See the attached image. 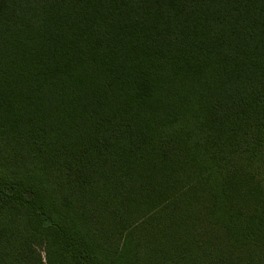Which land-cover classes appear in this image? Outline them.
Returning <instances> with one entry per match:
<instances>
[{"label":"trees","instance_id":"16d2710c","mask_svg":"<svg viewBox=\"0 0 264 264\" xmlns=\"http://www.w3.org/2000/svg\"><path fill=\"white\" fill-rule=\"evenodd\" d=\"M262 181L264 0H0V264H234Z\"/></svg>","mask_w":264,"mask_h":264},{"label":"rangeland","instance_id":"374dc122","mask_svg":"<svg viewBox=\"0 0 264 264\" xmlns=\"http://www.w3.org/2000/svg\"><path fill=\"white\" fill-rule=\"evenodd\" d=\"M262 184L264 186V181H262ZM208 221H209V217H208ZM135 229L137 230L136 233H140V232L144 231V232H147V235L153 234V230H154V228H152L151 226H149L147 223H144V222L142 224H139L137 227H135ZM211 229H213V225L210 224L209 222L204 221V222H201V223L198 224V226L196 228V231L198 232V234L201 233V235L204 238L208 237L209 240H210V239L213 238L212 235L214 234V231L211 230ZM167 230L168 229L166 228V231ZM175 233H176L177 239H179V240L182 239L183 236L186 237V236L190 235L188 233V231L187 232H180V233L175 231ZM223 233H225L224 229H223ZM214 236H216V234ZM224 239H226V238H224ZM184 240H186V238ZM226 241H228V238L225 240V242ZM114 243H115V241L111 240V242L109 243V251L110 250L112 251V247L114 246ZM223 243H224V240L222 239V237H220V240H219L218 244L222 245ZM189 244H190V246H187V248H186L185 243H181L180 244L182 249L186 250L185 253L188 256V258L190 259V260L186 261L187 264H196V263L200 264V262L202 264H215L214 257L222 258V252L214 251V253L212 254V253H209L208 247L205 248V247H203V245L202 246H198L197 243L196 244L189 243ZM215 248H213V249H215ZM216 249H218V248H216ZM249 249L245 250L246 252L243 253L244 260L243 261H238V262H236L234 264H256L255 262L257 261L258 256H261L260 257L261 260L264 261V254L261 253V255H260V253L258 252V250L256 248L255 243L251 244ZM153 250H155L154 253L157 254V248H156V246H154L153 243L150 246H148V248H145L143 246L142 247V251L140 253L141 258L140 257L138 258V264L150 263V262H148L149 261L148 258L150 257V253L147 252V251H152L153 252ZM167 252L172 253L173 250L172 249H170V250L167 249ZM172 254L174 255V253H172ZM194 254H197L196 263H194V261H193V255ZM251 259H253L254 261L250 262V261H252ZM67 262H68V264H78L79 260L77 261L74 258H72V259L69 258V259H67ZM180 264H182V263H180ZM224 264H230V262H227V263H224Z\"/></svg>","mask_w":264,"mask_h":264}]
</instances>
